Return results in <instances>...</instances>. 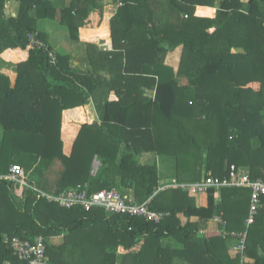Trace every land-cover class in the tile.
Segmentation results:
<instances>
[{"label":"trees","instance_id":"trees-1","mask_svg":"<svg viewBox=\"0 0 264 264\" xmlns=\"http://www.w3.org/2000/svg\"><path fill=\"white\" fill-rule=\"evenodd\" d=\"M7 1L0 62L16 74L0 71V264H25L12 237H42L49 264H264V195L247 227L249 187L191 194L140 161L171 158L178 184L227 176L231 165L264 181V0H111L110 10L101 0H16L12 16ZM43 19L67 30L69 52L39 29ZM177 51L176 66L166 62ZM55 160L56 192L115 187L168 214L65 208L4 177L19 164L43 189ZM216 217L225 234H201Z\"/></svg>","mask_w":264,"mask_h":264},{"label":"built area","instance_id":"built-area-1","mask_svg":"<svg viewBox=\"0 0 264 264\" xmlns=\"http://www.w3.org/2000/svg\"><path fill=\"white\" fill-rule=\"evenodd\" d=\"M29 39L30 44L39 48L43 47V43L34 36H30ZM49 56L52 61L55 59L53 53L50 52ZM26 172L27 171L21 165L12 164L8 174L4 175V177L12 182L19 183L24 187L32 189L37 192L40 197H45L50 202H57L60 206L65 208L80 206L87 211L93 208H102L108 214L140 217L153 222L161 221L168 214L150 209L149 203L151 198L143 202H138L130 192L122 193L115 187L91 191L88 183H83L60 192H47L26 182ZM167 185L171 187H182L191 194H201L212 187L216 189L226 186L249 187L251 189L249 212L244 221L247 227L254 222L258 204L261 196L264 195V181L260 178L252 179L246 170L241 167L237 168L235 165L229 167L227 176L216 177L208 175L200 181L193 183L178 184L173 182ZM215 219L222 222V219L219 217ZM240 237V243L233 248L237 252L242 253L245 247L246 231L241 233ZM7 241L10 244L13 254L25 264H49L46 256L45 243L42 237H36L33 241L20 237H12Z\"/></svg>","mask_w":264,"mask_h":264},{"label":"rangeland","instance_id":"rangeland-1","mask_svg":"<svg viewBox=\"0 0 264 264\" xmlns=\"http://www.w3.org/2000/svg\"><path fill=\"white\" fill-rule=\"evenodd\" d=\"M11 1V0H8ZM7 1V2H8ZM103 5H104V9L106 10H110L113 7L112 1L111 0H101ZM7 2L5 5H7ZM17 3L14 2L11 6H12V10L14 13L13 14H17L18 12V5H16ZM199 13L202 15V10L199 9ZM5 14H7L8 16L11 14H8L7 11L5 10ZM38 27L40 30L48 32V36H49V40L51 42V44L54 46V48L60 52H64L67 53L70 51V49L72 48V43L71 40L69 38V35L67 33V30L59 24V22H57L56 20H50V19H43L40 20L38 22ZM179 58V53L174 52L171 53L169 57L166 58V62L173 64L176 66L175 61H177V59ZM9 70H13V72H15V68H11L9 67ZM178 80H180L181 82H183V79L178 78ZM90 110L94 111V118L96 120H98L97 118V114L95 112V108L93 109V103L91 104ZM147 156V157H146ZM141 161L144 164H148V163H156L158 166V170H159V175H160V179L164 180L165 182H163L164 184H171L173 183V178L174 175H176L175 172V166L172 164V159L171 158H162L161 160H159V158L156 156L155 153L150 152L149 155H146ZM150 156V157H149ZM158 158V159H156ZM99 166V160L97 156H93L92 158V172L93 174H95L96 170L98 169ZM64 170V165L60 160H55L53 161V163L47 168L45 175H44V179H45V185L43 188L44 191L47 192H56L57 188H58V182L62 176V172ZM26 182L31 183L33 185H36L35 180H33L30 177V173L26 172ZM18 186L21 184L19 183H15ZM199 195V194H198ZM219 225H221V222H219ZM218 232V234H225V232ZM202 234V232H200ZM217 234V233H216ZM235 245H232V247H234ZM234 249V248H232ZM231 249V250H232ZM234 251V250H232Z\"/></svg>","mask_w":264,"mask_h":264},{"label":"crops","instance_id":"crops-1","mask_svg":"<svg viewBox=\"0 0 264 264\" xmlns=\"http://www.w3.org/2000/svg\"><path fill=\"white\" fill-rule=\"evenodd\" d=\"M17 4L16 5H18V7H19V3H18V1H16V0H14ZM7 15V14H6ZM12 15H15V14H11V15H9V16H12ZM48 33V32H47ZM9 67H11V68H13V66H10V65H8L7 63H2V62H0V71L1 72H4V73H6V74H8V75H10V77L12 78V79H14V77H15V72H13V70L11 71V70H9ZM91 104H92V102L91 103H89V105H88V107H91ZM95 108V105H94V103H93V109ZM89 110H90V108H89ZM91 112H92V114H94V111L93 110H90ZM95 112H96V110H95ZM93 118H94V115H93ZM95 119V118H94ZM146 155H149V153H143L142 155H141V160L146 156ZM147 157V156H146ZM150 157V156H149ZM159 158V160H161L162 158H160V157H158ZM158 158H156V159H158ZM140 160V161H141ZM142 162V161H141ZM93 173V172H92ZM175 179L173 178V181H174ZM163 182H165L164 180H162V179H160V183H161V185H163L164 183ZM219 193L218 192H215V198L217 199L218 198V195ZM221 230H220V225H219V223H218V221L215 219V218H213V219H211L209 222H208V224H207V227L205 228V229H203L202 230V233L203 234H212V233H214V234H216V233H218V232H220ZM56 241L57 242H59L60 241V239L59 238H57L56 239Z\"/></svg>","mask_w":264,"mask_h":264}]
</instances>
